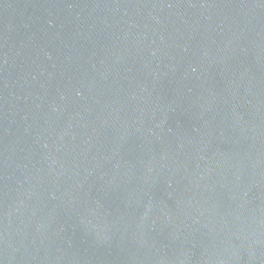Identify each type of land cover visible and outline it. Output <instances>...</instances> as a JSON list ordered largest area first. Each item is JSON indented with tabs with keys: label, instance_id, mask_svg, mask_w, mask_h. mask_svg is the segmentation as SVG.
<instances>
[{
	"label": "water",
	"instance_id": "water-1",
	"mask_svg": "<svg viewBox=\"0 0 264 264\" xmlns=\"http://www.w3.org/2000/svg\"><path fill=\"white\" fill-rule=\"evenodd\" d=\"M0 264H264V0H0Z\"/></svg>",
	"mask_w": 264,
	"mask_h": 264
}]
</instances>
